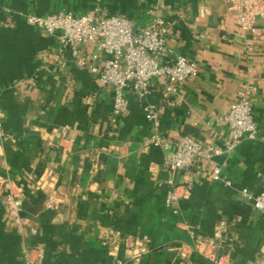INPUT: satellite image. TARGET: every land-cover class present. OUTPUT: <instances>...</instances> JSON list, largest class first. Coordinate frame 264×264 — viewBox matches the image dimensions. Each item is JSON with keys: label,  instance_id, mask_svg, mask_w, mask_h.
<instances>
[{"label": "crops", "instance_id": "0c3cea01", "mask_svg": "<svg viewBox=\"0 0 264 264\" xmlns=\"http://www.w3.org/2000/svg\"><path fill=\"white\" fill-rule=\"evenodd\" d=\"M69 12L166 27L160 61L185 56L199 74L168 97L157 78L146 97L127 89L129 109L116 114L113 86L80 64L93 61L96 45L63 42L61 32L27 22ZM105 60L99 53L96 63ZM241 92L253 102L259 139L168 169L174 145L151 144L145 107L156 108L171 143L190 135L222 146L229 128L218 118ZM0 109V178L24 192L21 216L30 219L10 216L0 190V264H26L39 250L41 264H214L193 251L197 239L213 241L231 264L264 260V212L241 194L264 188V19L242 28L227 0H0ZM215 164L231 186L214 178ZM169 180L179 195L172 205Z\"/></svg>", "mask_w": 264, "mask_h": 264}, {"label": "built area", "instance_id": "2783aa9c", "mask_svg": "<svg viewBox=\"0 0 264 264\" xmlns=\"http://www.w3.org/2000/svg\"><path fill=\"white\" fill-rule=\"evenodd\" d=\"M227 2L236 12L238 23L244 29H252L257 20L264 19L263 0H227ZM27 22L49 34L61 32L59 38L63 42L74 41L84 45H96L98 53L93 56V61L83 57L80 59V64L89 68L99 83L113 86V107L116 114H125L129 109V100L125 94L127 89L137 91L142 97H146L151 92L152 80L157 78L165 82L166 89L163 95L168 97L176 94L187 78L199 74L198 63L185 56H179L173 62L160 61L161 55L168 49L169 32L166 27L157 28L151 24L135 25L132 20L121 14L76 16L71 12L49 16L31 14L27 16ZM99 53L106 55L102 65L96 63ZM145 110L146 117L153 122L156 130L150 139L151 144L164 150H169L171 145H174V150L166 156L165 161L166 167L171 170H186L196 160L212 161L219 156H229L243 141L259 139L253 102L246 92H241L240 98L230 105L223 116L218 118L229 128V136L222 146L205 144L190 135H184L171 143L160 133V120L156 108L149 104ZM2 117L3 113L0 109V137L4 138L6 133L1 122ZM213 176L228 186L232 185V181L224 175L220 164H215L213 167ZM46 183L50 182H44L42 186ZM168 183L173 186V189L168 192L166 201L167 204L172 205L179 197L178 188L175 187L173 180H169ZM0 190L6 193L9 215L16 220L28 223L30 219L21 216L24 192H14L1 178ZM241 194L257 210L264 212V188L259 194L243 188ZM52 203V201L49 203V207H52ZM31 231H35V228L31 227ZM216 246L217 244L215 245L211 240L197 239L192 249L214 264H231L227 254L214 250ZM39 251L37 258L28 253L26 264H41L43 250ZM117 263L125 264L126 261L119 259ZM253 264H264V260H258Z\"/></svg>", "mask_w": 264, "mask_h": 264}, {"label": "water", "instance_id": "95a60500", "mask_svg": "<svg viewBox=\"0 0 264 264\" xmlns=\"http://www.w3.org/2000/svg\"><path fill=\"white\" fill-rule=\"evenodd\" d=\"M264 1V0H263Z\"/></svg>", "mask_w": 264, "mask_h": 264}]
</instances>
